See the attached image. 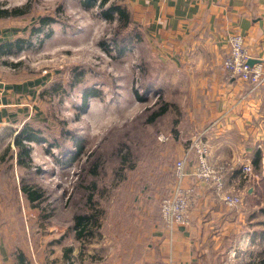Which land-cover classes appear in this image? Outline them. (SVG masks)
Segmentation results:
<instances>
[{
  "label": "rangeland",
  "instance_id": "rangeland-1",
  "mask_svg": "<svg viewBox=\"0 0 264 264\" xmlns=\"http://www.w3.org/2000/svg\"><path fill=\"white\" fill-rule=\"evenodd\" d=\"M121 1L100 7L98 2L85 6L84 0H0L1 8L25 11L0 18V45L28 41L0 55L4 247L46 245L44 255L50 257L75 246V262L90 264L105 259L111 253L109 239L125 237L138 217L144 227L134 237L147 241L153 223L161 220L162 198L172 192L180 144L194 137L195 125L208 127L190 117L202 87L188 85L185 71L156 53L135 19L120 33L130 39L127 49L114 47L119 14L108 18L103 12L112 2L127 7ZM43 19L48 20L45 25ZM33 28L41 29L35 34ZM163 106L166 111L154 116ZM29 127L45 139H23L30 150L25 156L15 140ZM161 134L167 140H160ZM123 146L129 148L123 151L128 152L127 163L112 155ZM101 153L104 166L93 175L89 169ZM251 175L253 182L239 186L242 204L233 209L241 213L227 237L204 244L212 254L235 245L222 264H264V165L253 166ZM24 186L42 197L32 202ZM89 196L94 202L90 208ZM96 209L103 214L95 234L78 239L75 216Z\"/></svg>",
  "mask_w": 264,
  "mask_h": 264
},
{
  "label": "crops",
  "instance_id": "crops-1",
  "mask_svg": "<svg viewBox=\"0 0 264 264\" xmlns=\"http://www.w3.org/2000/svg\"><path fill=\"white\" fill-rule=\"evenodd\" d=\"M121 2L133 11V20L141 26L143 37L152 40L156 53L184 70L188 85L202 87L190 117L204 120L208 127L199 129L195 125L199 133L193 135L203 133L210 143L213 163L237 168L228 177L227 190L240 193L239 186L253 182L252 175L244 179L241 168L245 164L255 166L257 159L259 166L264 165V82L253 85L229 78L224 61L230 52L229 34L239 33L254 63H264V0ZM187 145L180 144L181 156ZM248 191L253 193L250 187ZM192 199L188 225L170 230L156 220L150 231L152 237L136 240L135 233L144 227L143 218L138 217L125 237L109 239L112 248L105 259L95 258L90 264L225 263L235 245H228L224 254H212L211 247L203 249L204 244L227 237L241 211L227 206L211 186H198ZM46 247L32 244L7 248L0 243V264H83L81 259L75 262V246H64L62 256L55 253L50 257L44 255Z\"/></svg>",
  "mask_w": 264,
  "mask_h": 264
},
{
  "label": "built area",
  "instance_id": "built-area-1",
  "mask_svg": "<svg viewBox=\"0 0 264 264\" xmlns=\"http://www.w3.org/2000/svg\"><path fill=\"white\" fill-rule=\"evenodd\" d=\"M228 43L230 52L224 61L228 77L249 81L253 85L262 84L264 82V63H250L252 55L244 37L239 33L229 34ZM1 93L0 109L3 105ZM167 137L165 134H161L160 140H167ZM210 155V143L201 133L188 141L182 156L176 160L172 192L170 195L164 196L160 202V214L167 229L172 230L175 226L189 224V209L196 192V185L215 188L229 207L234 208L242 204L241 194L227 190L228 177L237 168L228 164H215L210 160ZM241 171L244 179H247L253 171V166L245 164ZM187 181L190 184L187 185Z\"/></svg>",
  "mask_w": 264,
  "mask_h": 264
},
{
  "label": "trees",
  "instance_id": "trees-1",
  "mask_svg": "<svg viewBox=\"0 0 264 264\" xmlns=\"http://www.w3.org/2000/svg\"><path fill=\"white\" fill-rule=\"evenodd\" d=\"M96 2H98V6L104 7L105 5H107L110 2V0H84V5L85 6H91V5L95 4ZM114 12H117L119 14V23L120 24H119V29L116 31L117 37L113 38L112 41H113L114 47H116V49H118V52H123L125 49H127V46L129 45L128 40H130V39H128L126 37L128 35H124V34H120V33L123 30V28L127 29L130 26L131 21H133L132 13L126 6H122L121 4H118L116 2L115 3L112 2V4H110V7L107 10H104L103 13L106 17L112 18V15H113L112 13H114ZM24 13H25V11H23L21 8L10 10L9 8H1L0 7V18L18 15V14H24ZM47 21H48L47 19H43L42 20L43 25H45L47 23ZM40 29L41 28H35V29L33 28V32L36 34V33L40 32ZM118 36H120V38H118ZM26 42H28V41H25L24 38L20 39L18 42H16V44L13 42H6V43L0 45V55L7 53L9 51V49L11 50L13 48V46H15V47L19 46L20 47L21 44L24 45V43H26ZM102 45L104 48L109 50V43H107V41L102 42ZM4 51H6V52H4ZM9 52H11V51H9ZM144 83L146 86H150L147 84L148 83L147 81H145ZM139 97L142 98V96H140V95H139ZM166 109H167L166 106H163L160 113L158 111L157 113H154V116L155 115L157 116L159 114L160 115L163 114L166 111ZM23 139L39 141V140H42L45 138H42L41 133L33 130L32 128L30 129V127L21 131L20 137L16 138V140H15V144L18 147L20 146L25 151L24 155L27 156V155H29L30 150H29V147L23 143ZM54 143L59 148L63 147V144H61V142H59V141H54ZM62 149L67 150L68 148H67V146H65ZM123 151H125V152L129 151V148L127 146H123V150H121L119 147H115L112 155H118L120 157V161H122L123 163H127L128 152L125 153ZM104 162H105V155H104V153H101L96 158V160H94L92 162L89 171H91V173L93 175L98 174L100 167L102 168L104 166ZM254 163H255V167H259V165H258L259 159L255 160ZM95 186H96V184L94 182L92 184V188ZM198 186H201V185H196L195 190H196V188H198ZM23 191L28 194V197L32 202H34V201H36L42 197V192H39L37 190H32L28 186H24ZM92 199H93V196H89L87 198L88 208H90V206L92 204H94V202H92ZM95 211L96 212H90L89 214H79V215L77 214L75 216L74 229L76 230L78 239H82L84 237L88 238L90 235L95 234L94 227H98L99 218L103 214V211H100L99 209H96ZM161 221L164 225L162 217H161Z\"/></svg>",
  "mask_w": 264,
  "mask_h": 264
},
{
  "label": "water",
  "instance_id": "water-1",
  "mask_svg": "<svg viewBox=\"0 0 264 264\" xmlns=\"http://www.w3.org/2000/svg\"><path fill=\"white\" fill-rule=\"evenodd\" d=\"M250 63L253 64V63H254V60L252 59V60L250 61Z\"/></svg>",
  "mask_w": 264,
  "mask_h": 264
}]
</instances>
